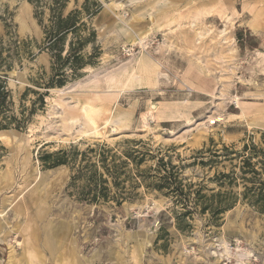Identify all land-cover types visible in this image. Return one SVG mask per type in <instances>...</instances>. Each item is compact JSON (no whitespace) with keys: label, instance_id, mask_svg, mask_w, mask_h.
<instances>
[{"label":"rangeland","instance_id":"rangeland-1","mask_svg":"<svg viewBox=\"0 0 264 264\" xmlns=\"http://www.w3.org/2000/svg\"><path fill=\"white\" fill-rule=\"evenodd\" d=\"M71 13L76 32L48 47L57 17ZM263 51L264 0H0L6 114L21 122L35 110L25 130H4L11 143L0 139V215L8 224L0 264H223L211 252L235 241L244 259L227 253L226 263L264 264V213L241 195L214 219L193 198L185 204L143 188L120 208L95 204L83 199L81 182L71 185L68 167L46 169L39 160L72 146L142 141L153 154L174 148L183 187L194 191L216 171L190 166L197 151L264 149ZM76 56L83 68L73 71ZM62 75L67 84L55 86Z\"/></svg>","mask_w":264,"mask_h":264},{"label":"trees","instance_id":"trees-1","mask_svg":"<svg viewBox=\"0 0 264 264\" xmlns=\"http://www.w3.org/2000/svg\"><path fill=\"white\" fill-rule=\"evenodd\" d=\"M74 17V13L66 18H62V15L57 17L55 34L49 37L48 47L56 48L69 33L76 32L78 28ZM63 52L62 47L59 50V58ZM81 58L74 57L76 62L72 65L73 71L83 68V64L79 62ZM61 78L55 82V86L64 87L67 84V76L62 75ZM45 96L41 94L37 100L41 109L45 107ZM9 99L10 91L0 79V114L3 115L0 131L12 126L17 130H25L35 110L24 114L23 120L19 122L6 114ZM125 144L123 148L97 144L87 147L84 151L72 146L55 153H41L39 160L46 169L68 167L71 171V185L81 182L83 199L90 203L111 202L120 208L125 201L136 198L139 195L138 190L143 188L177 198L178 202L181 200L185 204L193 198L195 209L201 214L209 213L213 219L231 210L240 195L243 200L264 213V157H259L264 155V149L260 145L246 143L240 150L236 149V145H232L223 146L221 149L214 147L197 151L190 166L199 165L202 169L216 171L213 177L203 179L197 184V188L191 191L194 184H186V190L183 187L185 179H180V171L185 166L172 163L169 154L174 148H158L155 150L156 154H153L142 141H128ZM219 166L230 170L219 171ZM205 181L213 183L216 188L207 189ZM240 185H243V191L235 192L234 189ZM183 207L185 208L184 205ZM189 214L190 212L186 211L182 217Z\"/></svg>","mask_w":264,"mask_h":264},{"label":"bare ground","instance_id":"bare-ground-1","mask_svg":"<svg viewBox=\"0 0 264 264\" xmlns=\"http://www.w3.org/2000/svg\"><path fill=\"white\" fill-rule=\"evenodd\" d=\"M166 3H167V1H166ZM109 8V7H108ZM111 8V7H110ZM153 18V17H152ZM20 21H21V19H19ZM23 20V19H22ZM151 21H154V19H151ZM22 23V22H21ZM175 26V25H174ZM24 28V25L22 24V29ZM25 31V30H24ZM23 31V32H24ZM209 33V32H208ZM136 39V38H135ZM133 40V39H132ZM223 40V39H222ZM232 40V39H231ZM141 40H140V38L138 37L137 38V40H134L133 41V43H136V42H140ZM173 43V42H172ZM232 44V43H231ZM166 45V44H165ZM132 46V45H131ZM183 46V45H182ZM228 51V50H227ZM264 52V51H263ZM137 68H138V70L140 71V73L141 74H143L144 76H146L147 78H149L150 79V77H151V75H150V72H149V70L148 69H146L145 68V65L142 63V62H138V64H137ZM211 73V72H210ZM214 73V72H213ZM212 74V73H211ZM104 75V74H103ZM205 76V75H204ZM218 77V76H217ZM222 97V96H221ZM85 110H86V108H85ZM87 111V110H86ZM251 126V125H250ZM15 133V132H14ZM12 135H13V133H9L8 131H0V139L1 140H5L7 143H11L12 142ZM0 218H3V215H0ZM7 222H4V218L1 220L0 219V231L3 229V227H4V225L6 224ZM6 225H8V224H6ZM19 230V229H18ZM27 230V229H26ZM62 230V229H61ZM60 230V231H61ZM65 230V229H64ZM63 230V231H64ZM59 231V232H60ZM9 233V232H8ZM61 233V232H60ZM10 236V235H9ZM0 241H1V238H0ZM23 243H24V241H23ZM25 243H28V240H25ZM217 244H218V242H217ZM225 244V243H224ZM55 245V244H54ZM24 246V245H23ZM11 247V246H10ZM55 247V246H54ZM115 251V250H114ZM67 252V251H66ZM30 253V252H29ZM251 253V252H250ZM211 254H212V252H211ZM27 255V254H26ZM254 255V254H253ZM10 257H11V260H12V258H13V254L12 253H10ZM27 258V257H26ZM117 258V257H116ZM14 259V258H13ZM119 260V259H118ZM8 264H10V262H8ZM66 264H73V263H71V262H68V261H66Z\"/></svg>","mask_w":264,"mask_h":264},{"label":"built area","instance_id":"built-area-1","mask_svg":"<svg viewBox=\"0 0 264 264\" xmlns=\"http://www.w3.org/2000/svg\"><path fill=\"white\" fill-rule=\"evenodd\" d=\"M216 252H212L213 254V257L215 258H223V264H229V263H226V262H232V261H229L231 260L230 258H227L225 257L224 255H226L227 253L230 254V255H236L238 257V259H240L241 261H243L244 257L243 255H241L242 253V248L240 246V243L235 241L234 243H226V244H222V245H217L216 248H215ZM221 251H225L224 254H221L220 252ZM240 254V255H239ZM232 259L235 260V258L232 256ZM236 261V260H235ZM234 264H243L242 262L241 263H234Z\"/></svg>","mask_w":264,"mask_h":264},{"label":"water","instance_id":"water-1","mask_svg":"<svg viewBox=\"0 0 264 264\" xmlns=\"http://www.w3.org/2000/svg\"><path fill=\"white\" fill-rule=\"evenodd\" d=\"M20 79L22 80V79H23V77H20Z\"/></svg>","mask_w":264,"mask_h":264}]
</instances>
